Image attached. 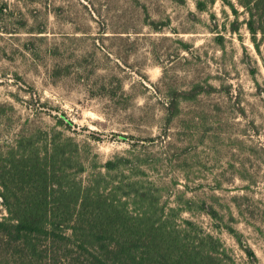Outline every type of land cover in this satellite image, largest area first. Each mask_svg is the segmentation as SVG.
Masks as SVG:
<instances>
[{"label": "rangeland", "instance_id": "374dc122", "mask_svg": "<svg viewBox=\"0 0 264 264\" xmlns=\"http://www.w3.org/2000/svg\"><path fill=\"white\" fill-rule=\"evenodd\" d=\"M246 20L239 0H0V158L33 141L45 157L53 130L86 179L141 154L162 202H194L182 218L220 258L264 264V42Z\"/></svg>", "mask_w": 264, "mask_h": 264}, {"label": "trees", "instance_id": "16d2710c", "mask_svg": "<svg viewBox=\"0 0 264 264\" xmlns=\"http://www.w3.org/2000/svg\"><path fill=\"white\" fill-rule=\"evenodd\" d=\"M239 3L261 54L264 0ZM259 93L264 96L261 86ZM48 136L45 157L36 148L42 141H33L31 155L23 143L20 161L13 152L12 163L0 158V197L9 215L0 219V264H229L212 234L182 218L194 212V202L177 208L162 202L163 190L148 178L141 154L108 160L86 179L78 144L56 130ZM198 211L219 217L205 201Z\"/></svg>", "mask_w": 264, "mask_h": 264}]
</instances>
